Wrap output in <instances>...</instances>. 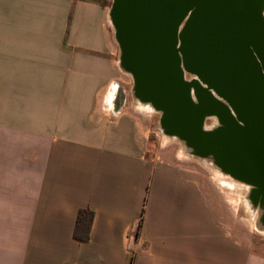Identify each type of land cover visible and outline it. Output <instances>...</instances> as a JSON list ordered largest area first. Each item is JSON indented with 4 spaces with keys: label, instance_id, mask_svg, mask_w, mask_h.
I'll list each match as a JSON object with an SVG mask.
<instances>
[{
    "label": "crops",
    "instance_id": "0c3cea01",
    "mask_svg": "<svg viewBox=\"0 0 264 264\" xmlns=\"http://www.w3.org/2000/svg\"><path fill=\"white\" fill-rule=\"evenodd\" d=\"M110 7L0 0V264H264L240 206L157 151L137 116L106 113ZM82 208L88 241L74 237Z\"/></svg>",
    "mask_w": 264,
    "mask_h": 264
},
{
    "label": "water",
    "instance_id": "95a60500",
    "mask_svg": "<svg viewBox=\"0 0 264 264\" xmlns=\"http://www.w3.org/2000/svg\"><path fill=\"white\" fill-rule=\"evenodd\" d=\"M263 7L264 0H112L110 7L135 95L162 112L166 132L207 151L262 196ZM208 115L223 126L205 131Z\"/></svg>",
    "mask_w": 264,
    "mask_h": 264
},
{
    "label": "rangeland",
    "instance_id": "374dc122",
    "mask_svg": "<svg viewBox=\"0 0 264 264\" xmlns=\"http://www.w3.org/2000/svg\"><path fill=\"white\" fill-rule=\"evenodd\" d=\"M111 4L112 0H110L109 6ZM262 12L264 14V7ZM118 47L117 41L116 59L117 67L119 68V77L114 90V99L106 104V113L119 116L127 112L137 116L140 119L139 121L148 127V137L153 142L157 151L161 149V151L177 157L182 162L192 163L198 172L204 174L220 195L229 200L230 206H235L233 209H236L237 205L240 206L238 212V215L241 217L240 222H243L245 233L247 235H253L251 248L255 252L264 253L263 194L259 195V197L255 196L253 189L256 186L246 182L243 183V190L239 191L237 188L241 186H232V182L234 184L236 183L234 177L232 178L229 173H225L222 168L213 162V155H208L206 153L207 151H203L198 146L190 145L185 139L165 131L161 123L162 112L153 107L152 104L142 101L135 95V77L130 70H127L126 67L121 65ZM185 79L192 81L189 74H187V78ZM222 126L223 124L218 116L208 115L205 117L203 125L205 131H212ZM197 186L199 191H202L201 183H198ZM220 191H223L224 195ZM202 193L204 200L208 202V193L205 191H202Z\"/></svg>",
    "mask_w": 264,
    "mask_h": 264
},
{
    "label": "trees",
    "instance_id": "16d2710c",
    "mask_svg": "<svg viewBox=\"0 0 264 264\" xmlns=\"http://www.w3.org/2000/svg\"><path fill=\"white\" fill-rule=\"evenodd\" d=\"M102 5H109L110 0H93ZM95 213L91 208H82L78 212L74 237L79 241H88L91 237V228L94 221Z\"/></svg>",
    "mask_w": 264,
    "mask_h": 264
},
{
    "label": "flooded vegetation",
    "instance_id": "af4514ba",
    "mask_svg": "<svg viewBox=\"0 0 264 264\" xmlns=\"http://www.w3.org/2000/svg\"><path fill=\"white\" fill-rule=\"evenodd\" d=\"M187 74H189V75L191 76V80H195V79H197V80L201 81V80L199 79V76H198V75L193 74V73L188 72V71H185V78H187ZM203 86H205V85L203 84ZM254 192H255L254 195L257 196V197H259V195H262V194H261L262 191H260V189H258L257 191H256V189H255Z\"/></svg>",
    "mask_w": 264,
    "mask_h": 264
},
{
    "label": "bare ground",
    "instance_id": "6f19581e",
    "mask_svg": "<svg viewBox=\"0 0 264 264\" xmlns=\"http://www.w3.org/2000/svg\"><path fill=\"white\" fill-rule=\"evenodd\" d=\"M235 180V179H234ZM236 181V180H235ZM232 185H239V186H241V187H239V188H242L243 187V183L242 182H238V181H236V183L234 184L233 182L231 183Z\"/></svg>",
    "mask_w": 264,
    "mask_h": 264
}]
</instances>
